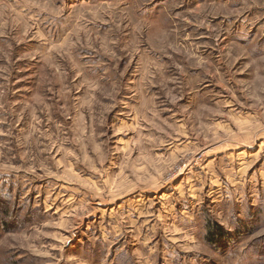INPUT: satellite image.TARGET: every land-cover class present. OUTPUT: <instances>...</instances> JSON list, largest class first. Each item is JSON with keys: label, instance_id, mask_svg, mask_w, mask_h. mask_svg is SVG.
I'll return each instance as SVG.
<instances>
[{"label": "rangeland", "instance_id": "374dc122", "mask_svg": "<svg viewBox=\"0 0 264 264\" xmlns=\"http://www.w3.org/2000/svg\"><path fill=\"white\" fill-rule=\"evenodd\" d=\"M0 264H264V0H0Z\"/></svg>", "mask_w": 264, "mask_h": 264}, {"label": "trees", "instance_id": "16d2710c", "mask_svg": "<svg viewBox=\"0 0 264 264\" xmlns=\"http://www.w3.org/2000/svg\"><path fill=\"white\" fill-rule=\"evenodd\" d=\"M227 235L223 228L216 223H208L206 229V240L209 243L216 244L219 240Z\"/></svg>", "mask_w": 264, "mask_h": 264}]
</instances>
